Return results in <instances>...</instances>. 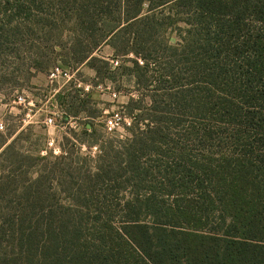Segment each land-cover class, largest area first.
<instances>
[{
	"label": "trees",
	"instance_id": "obj_1",
	"mask_svg": "<svg viewBox=\"0 0 264 264\" xmlns=\"http://www.w3.org/2000/svg\"><path fill=\"white\" fill-rule=\"evenodd\" d=\"M57 47L133 84L129 135L41 157L0 131V264H264V0H0V92Z\"/></svg>",
	"mask_w": 264,
	"mask_h": 264
},
{
	"label": "rangeland",
	"instance_id": "obj_2",
	"mask_svg": "<svg viewBox=\"0 0 264 264\" xmlns=\"http://www.w3.org/2000/svg\"><path fill=\"white\" fill-rule=\"evenodd\" d=\"M177 32L176 27L168 31L172 44L178 42ZM29 45L26 48H30ZM39 46L41 51H46L44 44ZM56 51L58 54L51 55V62L45 70H32L33 77L27 82L25 80L20 88L13 92H0V131L16 132L15 136L20 135L22 138L20 145L23 149L41 157L60 155L57 151L66 144L65 137H71L70 129L82 134L86 127L94 126L108 137L128 136L125 126L130 127L132 119L124 114L123 107L128 104L130 97L138 96L133 84L100 82L95 71L86 63L73 64L69 78L59 77L51 81L50 73L54 67L58 64L67 66L66 58L59 54L60 47ZM95 55L111 61L114 69L124 63L122 59L114 57V51L108 45ZM29 56L35 57L26 53L25 57ZM116 61L119 62L118 65L115 64ZM127 65L131 66L130 63ZM18 96H25L33 105L24 108L17 104L15 100ZM82 101L86 102L87 111L94 112L95 118H88L84 112L74 117L73 113L82 106ZM66 110L73 111L68 119L64 118ZM50 117L53 118V123L47 124L46 120ZM81 153L94 156L97 148L92 147L89 151L86 146L81 145Z\"/></svg>",
	"mask_w": 264,
	"mask_h": 264
},
{
	"label": "built area",
	"instance_id": "obj_3",
	"mask_svg": "<svg viewBox=\"0 0 264 264\" xmlns=\"http://www.w3.org/2000/svg\"><path fill=\"white\" fill-rule=\"evenodd\" d=\"M116 65L119 64L118 61L115 62ZM71 71L70 68L67 66H63L61 64H58L56 67H54L51 70L50 73V79L51 81H54L55 79L59 78V77H65V78H69L71 75ZM116 97V94L114 95ZM15 102L21 106H23L24 108H27L29 106H32L33 103L28 102L27 98L25 96H18L15 100ZM47 124H52L53 123V118L50 117L49 119L46 120ZM60 153V150L57 151V153Z\"/></svg>",
	"mask_w": 264,
	"mask_h": 264
}]
</instances>
